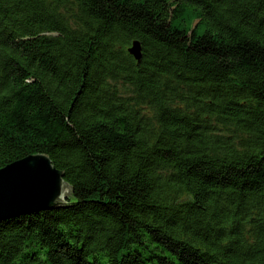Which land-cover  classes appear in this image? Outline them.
<instances>
[{
  "label": "trees",
  "instance_id": "16d2710c",
  "mask_svg": "<svg viewBox=\"0 0 264 264\" xmlns=\"http://www.w3.org/2000/svg\"><path fill=\"white\" fill-rule=\"evenodd\" d=\"M38 153L68 201L0 264H264V0H0V169Z\"/></svg>",
  "mask_w": 264,
  "mask_h": 264
},
{
  "label": "water",
  "instance_id": "95a60500",
  "mask_svg": "<svg viewBox=\"0 0 264 264\" xmlns=\"http://www.w3.org/2000/svg\"><path fill=\"white\" fill-rule=\"evenodd\" d=\"M129 52L138 60L142 47L134 41ZM71 186L51 157L30 154L0 169V220L66 205Z\"/></svg>",
  "mask_w": 264,
  "mask_h": 264
},
{
  "label": "rangeland",
  "instance_id": "374dc122",
  "mask_svg": "<svg viewBox=\"0 0 264 264\" xmlns=\"http://www.w3.org/2000/svg\"><path fill=\"white\" fill-rule=\"evenodd\" d=\"M197 22V21H196Z\"/></svg>",
  "mask_w": 264,
  "mask_h": 264
}]
</instances>
